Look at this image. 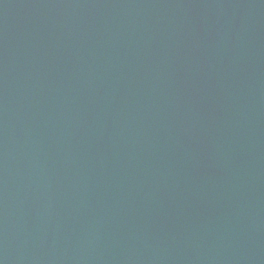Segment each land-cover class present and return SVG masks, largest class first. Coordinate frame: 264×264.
<instances>
[{
    "label": "water",
    "instance_id": "obj_1",
    "mask_svg": "<svg viewBox=\"0 0 264 264\" xmlns=\"http://www.w3.org/2000/svg\"><path fill=\"white\" fill-rule=\"evenodd\" d=\"M0 264H264V0H0Z\"/></svg>",
    "mask_w": 264,
    "mask_h": 264
}]
</instances>
